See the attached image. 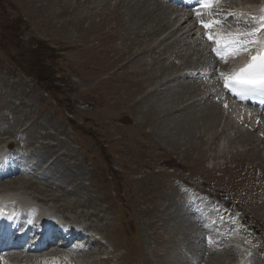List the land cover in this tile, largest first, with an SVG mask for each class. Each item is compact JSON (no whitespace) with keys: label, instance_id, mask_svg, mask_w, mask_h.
<instances>
[{"label":"rangeland","instance_id":"374dc122","mask_svg":"<svg viewBox=\"0 0 264 264\" xmlns=\"http://www.w3.org/2000/svg\"><path fill=\"white\" fill-rule=\"evenodd\" d=\"M170 9L154 0H0V147L28 146L35 163L32 177L0 188L26 185L20 195L102 236L82 264H190V251L198 264H264L259 135L228 116L220 129L219 108L183 76L187 61L165 58L190 50ZM33 51L60 93L19 70L40 73ZM200 177L257 228L260 248L220 239L217 249L202 236L216 250L204 258L193 244L201 228L218 239L228 226L193 220L180 184Z\"/></svg>","mask_w":264,"mask_h":264},{"label":"snow or ice","instance_id":"6c2138e0","mask_svg":"<svg viewBox=\"0 0 264 264\" xmlns=\"http://www.w3.org/2000/svg\"><path fill=\"white\" fill-rule=\"evenodd\" d=\"M201 3L209 4L214 0H200ZM264 12V9L261 10ZM264 22V16L260 18ZM207 27V25H205ZM254 33H248L247 36H236L233 38L231 44L226 47L236 46L237 53L240 50L247 48L252 41L250 37ZM219 51V49H213ZM253 63L246 65L240 70V73L231 81H225V87H231L237 95L247 96L256 93H264V55L252 58Z\"/></svg>","mask_w":264,"mask_h":264},{"label":"trees","instance_id":"16d2710c","mask_svg":"<svg viewBox=\"0 0 264 264\" xmlns=\"http://www.w3.org/2000/svg\"><path fill=\"white\" fill-rule=\"evenodd\" d=\"M37 51H33V56H34V60L33 62L35 63V67H38L40 69V73L37 74V73H34L32 72L30 69H28V65L27 64H24V67H22V70L24 73H26L28 76H31V77H34L36 78L35 80L39 81L40 84H42V88L44 87L45 90H53V91H57L58 90L60 91L61 88L58 87V86H55L53 85V72H52V68L51 67H44L45 65V62H44V59H43V54L40 53V54H37L36 53ZM37 62L39 64H37ZM44 70H48L47 72H45Z\"/></svg>","mask_w":264,"mask_h":264},{"label":"bare ground","instance_id":"6f19581e","mask_svg":"<svg viewBox=\"0 0 264 264\" xmlns=\"http://www.w3.org/2000/svg\"><path fill=\"white\" fill-rule=\"evenodd\" d=\"M169 9V8H168ZM167 10V9H166ZM171 10V9H170ZM168 12L170 13V11L168 10ZM171 15H177V10H176V12L174 13V14H171ZM172 21V20H171ZM170 21V22H171ZM177 27H178V25H177ZM237 107V106H236ZM237 108H239V107H237ZM232 109H233V107H232ZM250 111H252V112H255V111H253V110H250ZM230 113V112H229ZM232 114H229L228 115V118L229 119H231V121H236V119H238L239 118V116H237L236 118L234 117L235 115L233 114L232 116H231ZM263 119H264V117H263ZM21 179V178H20ZM24 179V178H23ZM19 180V179H18ZM10 182V181H9ZM9 182H7V184H10V186H8L7 185V190L6 191H2V192H0V193H4V194H7V195H9V196H11V197H18L19 196V194H22L23 192H21V187H23V186H26V185H21V186H19L18 184H11V183H9ZM25 182V181H24ZM27 182V181H26ZM28 183V182H27ZM14 185H17V186H19V188L18 187H15ZM5 186V185H4ZM6 187V186H5ZM28 187V186H27ZM26 188V187H25ZM29 188V187H28ZM0 189H2V188H0ZM3 190V189H2ZM16 190H19V191H17L16 192ZM1 191V190H0ZM26 195V194H25ZM32 199V198H31ZM31 199H28V198H24V201H27V202H31L30 200ZM32 200H34V199H32ZM43 201V200H42ZM53 213V212H52ZM94 214V213H93ZM14 260H18V256H11ZM66 258L68 257V256H65Z\"/></svg>","mask_w":264,"mask_h":264}]
</instances>
